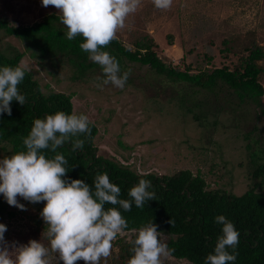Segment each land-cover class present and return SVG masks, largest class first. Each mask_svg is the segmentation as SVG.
Masks as SVG:
<instances>
[{
	"label": "rangeland",
	"instance_id": "374dc122",
	"mask_svg": "<svg viewBox=\"0 0 264 264\" xmlns=\"http://www.w3.org/2000/svg\"><path fill=\"white\" fill-rule=\"evenodd\" d=\"M0 9H5L16 24H31L47 13L61 15L52 6L43 7L42 0H0ZM248 30H253L256 40L264 46V0H173L168 10L157 9L152 0H142L141 7L117 36L132 47L137 37L150 34L158 43L162 60L181 67L191 64L196 70L200 65L233 66L237 57L223 55L222 40L244 36ZM168 34L173 37L172 44ZM0 49L22 51L24 45L0 31ZM207 54L212 56L210 61ZM21 61L39 71L36 76L41 83L48 82L55 90L73 95L74 113L87 115L98 127L95 144L99 154L134 165L140 173L171 174L186 168L196 173L199 169L210 187L236 194L243 193L252 180H264V173L251 176L259 164H264V115H258L249 103L237 104L234 98L227 103L225 92L196 91L194 86L173 82L139 63H123L121 74L129 70L131 74L120 89L111 83L103 85L99 73L94 79L71 81L67 62L59 65L53 77L40 70L28 54ZM261 82L264 85V75ZM180 97L188 100L186 105L193 103L195 112L203 110L205 115L196 120L193 113L180 109ZM243 132L250 133L248 140L241 136ZM119 141L130 149L121 147ZM246 144L251 148L247 149ZM252 150H259L261 156L256 165L251 160ZM18 200L26 210L11 206L14 217L0 220L7 227L5 240L24 245L35 239L47 245L42 236L46 225L40 215L45 202L34 205L20 197ZM169 238L162 233L161 239L167 242ZM116 251L113 244L112 255L101 264H115L112 256ZM52 264L57 260L53 259ZM165 264L192 263L170 256Z\"/></svg>",
	"mask_w": 264,
	"mask_h": 264
},
{
	"label": "trees",
	"instance_id": "16d2710c",
	"mask_svg": "<svg viewBox=\"0 0 264 264\" xmlns=\"http://www.w3.org/2000/svg\"><path fill=\"white\" fill-rule=\"evenodd\" d=\"M61 15L47 13L41 20L31 24L13 23L5 9H0V31L19 39L24 50L15 49L6 52L0 49V67L17 66L28 54L40 70L56 77L58 67L64 62L70 65L71 81H84L99 78L104 79L98 64L93 63L87 53L81 48L83 37L67 39V27L61 22ZM169 44L173 43L171 34L167 35ZM115 57L121 66L123 63H139L148 66L156 74L164 76L173 82H182L194 86L196 91L225 92L227 103L231 98L237 99V104L249 103L255 112L264 115V85L261 77L264 75V46L256 40L253 30H248L244 36L236 35L222 40L221 51L225 57L236 56L233 66L221 67L198 66L193 70L191 64L181 67L171 64L158 55V43L152 35L143 34L137 37L132 47L126 46L117 38L103 49ZM207 61L212 56L207 54ZM38 70L31 69L25 74L24 80L18 85L20 94L26 97L24 105L13 100L11 115L0 114V153L1 157L11 156L19 151H26L23 140L28 136L34 120L43 119L46 115L62 111L74 113L71 93L55 90L50 83H41L36 76ZM95 76V77H94ZM180 97L178 107L183 111L193 113L200 120L204 111L195 112L192 105H186ZM199 107V103H194ZM76 114V113H75ZM91 121V120H90ZM91 134H80L71 139L84 141L83 150L71 151V144L65 143L57 152L65 156L69 169L65 179H82L90 186L97 175L105 174L121 189L122 199H129V190L139 183L140 179L152 182L150 191L155 192L156 200L148 201L144 208H137L133 202L131 211L119 209V205L106 204L105 208L117 207L128 223L129 235L135 236L131 230H139L153 222L157 230L168 234L167 245L174 249L171 257L185 259L192 264H205V258L212 253L219 236L222 235V225L215 222V217L224 215L239 231L238 252L234 264H264V180H252L247 189L236 194L221 187H210L205 173L197 169H179L171 174L140 173L134 165L123 164L113 156L98 153L95 139L98 127L91 121ZM201 123V122H200ZM249 132H243V139H249ZM125 149L129 146L119 141ZM247 149L250 144L245 145ZM250 156L254 165L260 159L259 150H252ZM45 155L51 158L54 153L45 150ZM125 158H128L125 156ZM250 160V161H251ZM264 173V164H259L253 177ZM33 204V203H32ZM38 204V203H34ZM15 212L0 194V220L14 217ZM172 221V224L169 221ZM39 223V221H36ZM116 246V256H112L115 264L125 263L133 255V245L129 237H118L113 242ZM230 252L232 249H228Z\"/></svg>",
	"mask_w": 264,
	"mask_h": 264
},
{
	"label": "clouds",
	"instance_id": "9594fccd",
	"mask_svg": "<svg viewBox=\"0 0 264 264\" xmlns=\"http://www.w3.org/2000/svg\"><path fill=\"white\" fill-rule=\"evenodd\" d=\"M152 2L157 9L168 10L173 0ZM141 4L142 0H42L43 7L52 6L61 14V22L68 29L67 39L83 37L80 48L100 66L104 76L102 84L111 83L120 89L124 88L131 70L121 74L117 59L103 49L118 38L117 34L125 29L128 18ZM30 71L27 61L15 67H0V114L11 115L13 100L21 105L26 103L18 85ZM91 123L85 114L62 111L37 118L23 140L26 151L0 159V194L10 206L21 210L26 208L18 197L33 204L45 202L40 215L46 225L42 236L48 242L46 245L42 240L31 239L24 245L9 244L4 236L7 227L0 223V264H52L53 259L57 264L59 261L101 264L112 255L113 242L124 236H129L133 245L128 264H165L170 258L174 249L161 239L162 233L156 224L151 222L139 230H131L135 236L132 239L126 231L127 220L119 210L131 211L133 202L137 208H144L148 201L156 200L155 192L149 190L150 180L140 179L129 190V200L120 198V187L107 173L97 175L94 186L82 179H65L68 161L57 149L70 143L71 151L83 150L84 141L71 138L90 135ZM45 150L54 156L49 158ZM106 204L119 205V209H106ZM215 222L222 225V235L213 252L206 256L205 264H234L240 233L224 215L216 216Z\"/></svg>",
	"mask_w": 264,
	"mask_h": 264
}]
</instances>
